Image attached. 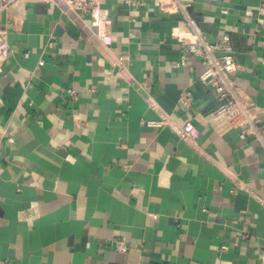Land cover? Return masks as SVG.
I'll list each match as a JSON object with an SVG mask.
<instances>
[{
    "label": "crops",
    "instance_id": "0c3cea01",
    "mask_svg": "<svg viewBox=\"0 0 264 264\" xmlns=\"http://www.w3.org/2000/svg\"><path fill=\"white\" fill-rule=\"evenodd\" d=\"M166 1L103 0L96 23L55 2L1 17L0 264H264V150L214 131ZM186 1L209 41L228 34L264 125V0ZM162 119L197 135L146 125Z\"/></svg>",
    "mask_w": 264,
    "mask_h": 264
},
{
    "label": "built area",
    "instance_id": "2783aa9c",
    "mask_svg": "<svg viewBox=\"0 0 264 264\" xmlns=\"http://www.w3.org/2000/svg\"><path fill=\"white\" fill-rule=\"evenodd\" d=\"M103 0H0L1 17L12 8H21L28 3L48 2L60 4L65 12L76 17L89 16L94 23L101 22L97 15V8ZM130 9L147 7L149 3L159 4L161 0H114ZM164 4V3H163ZM166 5L177 9L182 14V21L186 23L192 32L191 40L181 42L182 56L179 65L184 66L186 59L195 58L201 62L202 72L197 77L198 81L206 87L216 101V107L210 112V118L214 122V131L219 135L237 132L240 140L250 139L255 141L264 150V125L257 124L252 115L251 106L246 98L240 94L237 86L235 54L230 44L228 34H224L219 40L211 42L194 26L187 8L186 0H167ZM161 6V5H160ZM6 43V31L0 23V56ZM70 97H74L73 91H68ZM152 128L167 126L179 139L189 140L195 138L197 131L191 123L181 127L173 125L166 119L157 122H147ZM264 207V206H263ZM116 251L125 253L127 246L122 241L115 242ZM221 250H225L222 247ZM264 253V245L262 246Z\"/></svg>",
    "mask_w": 264,
    "mask_h": 264
},
{
    "label": "water",
    "instance_id": "95a60500",
    "mask_svg": "<svg viewBox=\"0 0 264 264\" xmlns=\"http://www.w3.org/2000/svg\"><path fill=\"white\" fill-rule=\"evenodd\" d=\"M71 15H73V14H71ZM102 48V47H101ZM103 50H105V49H103Z\"/></svg>",
    "mask_w": 264,
    "mask_h": 264
}]
</instances>
